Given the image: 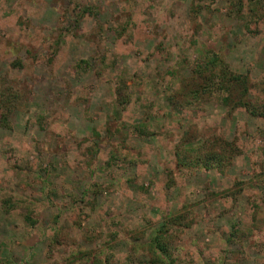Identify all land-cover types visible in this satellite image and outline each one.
I'll use <instances>...</instances> for the list:
<instances>
[{"label":"rangeland","instance_id":"obj_1","mask_svg":"<svg viewBox=\"0 0 264 264\" xmlns=\"http://www.w3.org/2000/svg\"><path fill=\"white\" fill-rule=\"evenodd\" d=\"M213 53L263 115L181 107ZM0 78V261L151 264L180 217L175 264H264V0H0ZM214 138L223 168L180 162Z\"/></svg>","mask_w":264,"mask_h":264},{"label":"trees","instance_id":"obj_2","mask_svg":"<svg viewBox=\"0 0 264 264\" xmlns=\"http://www.w3.org/2000/svg\"><path fill=\"white\" fill-rule=\"evenodd\" d=\"M228 67L216 53L211 54L205 61L199 62L195 70L196 75L188 79L180 91L185 92L184 95L187 99V102L181 107H185L187 103L193 102V99L190 98L200 99L206 96L218 95L219 101L226 105L230 112L242 107L253 116L263 115V111H259L257 106L247 99L249 77L247 75L232 73ZM190 82H193V84L188 86L187 83L191 84ZM0 84L4 86L0 91V126L10 128V117L19 103L21 95L20 91L15 90L5 78H0ZM6 84L8 85L5 86ZM122 98L123 95H120L122 103L126 104L128 99ZM173 98L175 99L174 96L170 97L171 102L174 101ZM213 140L217 142L208 141V143H202L199 147L188 149L182 155H180L181 152H178L180 162H185L192 157L193 162L199 167L209 169L212 166H216L220 169L223 168L228 163V157L237 152L239 148L233 145L232 142L221 138H214ZM215 143L219 144L217 149L214 147ZM231 152L233 153L231 154ZM177 221H181L180 217H169L156 231L151 241V246L155 253V258L151 260V264H175L169 251L166 234L169 231V227L174 226ZM96 257H91V264H102L99 257ZM0 264L13 263L10 260H2Z\"/></svg>","mask_w":264,"mask_h":264}]
</instances>
